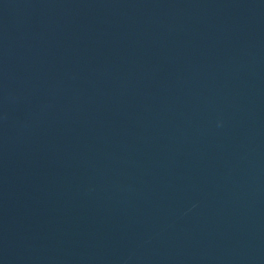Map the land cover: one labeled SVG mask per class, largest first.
Listing matches in <instances>:
<instances>
[{"label": "water", "instance_id": "1", "mask_svg": "<svg viewBox=\"0 0 264 264\" xmlns=\"http://www.w3.org/2000/svg\"><path fill=\"white\" fill-rule=\"evenodd\" d=\"M0 264H264V0H0Z\"/></svg>", "mask_w": 264, "mask_h": 264}]
</instances>
